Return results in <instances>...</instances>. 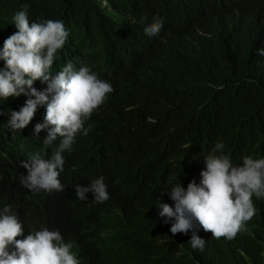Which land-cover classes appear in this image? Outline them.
Segmentation results:
<instances>
[{
	"label": "trees",
	"instance_id": "16d2710c",
	"mask_svg": "<svg viewBox=\"0 0 264 264\" xmlns=\"http://www.w3.org/2000/svg\"><path fill=\"white\" fill-rule=\"evenodd\" d=\"M24 4L31 23L63 21L64 61L95 67L114 91L86 121L89 134L63 153V192L33 193L20 182L23 156L50 158L60 139L45 150L0 129V209L10 205L20 217L18 239L58 230L79 264H264V204L255 237L195 256L164 240L174 238L160 233L154 209L217 140L235 166L264 153V0H0V34ZM158 14L165 39H148L142 28ZM101 176L107 201L76 197L77 184Z\"/></svg>",
	"mask_w": 264,
	"mask_h": 264
},
{
	"label": "clouds",
	"instance_id": "9594fccd",
	"mask_svg": "<svg viewBox=\"0 0 264 264\" xmlns=\"http://www.w3.org/2000/svg\"><path fill=\"white\" fill-rule=\"evenodd\" d=\"M28 10L24 4L13 17L15 26L0 34V129L33 140L45 150L53 149L59 138L50 158L42 157L41 150L23 156L22 167L28 174L20 182L33 193L63 192L65 186L59 179L64 171L63 153L72 150L78 133L89 134L92 125L85 127L86 121L114 89L95 67L64 61L62 50L69 31L63 21L31 23ZM165 21L158 14L142 28L143 35L164 40ZM258 51L264 56V48ZM235 159L224 139L217 140L155 202L160 233L167 228L174 240H164L173 243L178 255H200L213 243L255 237L252 226L264 204V153L245 156L242 166H235ZM86 193H92L97 203L107 201L104 177L88 186H75L79 200L86 201ZM23 235L20 217L12 207L0 209V264H79L72 245L64 242L58 230L43 228L18 239Z\"/></svg>",
	"mask_w": 264,
	"mask_h": 264
},
{
	"label": "bare ground",
	"instance_id": "6f19581e",
	"mask_svg": "<svg viewBox=\"0 0 264 264\" xmlns=\"http://www.w3.org/2000/svg\"><path fill=\"white\" fill-rule=\"evenodd\" d=\"M2 184H3V182H2Z\"/></svg>",
	"mask_w": 264,
	"mask_h": 264
}]
</instances>
